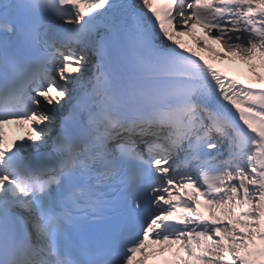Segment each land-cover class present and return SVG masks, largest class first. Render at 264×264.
Instances as JSON below:
<instances>
[{"label":"snow or ice","instance_id":"6c2138e0","mask_svg":"<svg viewBox=\"0 0 264 264\" xmlns=\"http://www.w3.org/2000/svg\"><path fill=\"white\" fill-rule=\"evenodd\" d=\"M0 264H264V0H0Z\"/></svg>","mask_w":264,"mask_h":264},{"label":"bare ground","instance_id":"6f19581e","mask_svg":"<svg viewBox=\"0 0 264 264\" xmlns=\"http://www.w3.org/2000/svg\"><path fill=\"white\" fill-rule=\"evenodd\" d=\"M187 44H191V38L188 37ZM204 55L209 58L211 57L210 53H204ZM219 62V61H218ZM217 65V61L214 62ZM222 67L225 68H230L232 69V75L241 80L242 83H252V81H249L248 78V72H247V66L246 65H241L239 63L232 64L228 61L222 62Z\"/></svg>","mask_w":264,"mask_h":264},{"label":"rangeland","instance_id":"374dc122","mask_svg":"<svg viewBox=\"0 0 264 264\" xmlns=\"http://www.w3.org/2000/svg\"><path fill=\"white\" fill-rule=\"evenodd\" d=\"M238 63V62H237Z\"/></svg>","mask_w":264,"mask_h":264}]
</instances>
